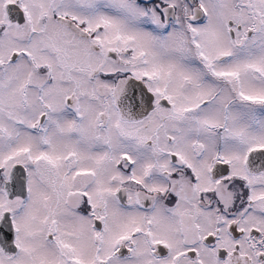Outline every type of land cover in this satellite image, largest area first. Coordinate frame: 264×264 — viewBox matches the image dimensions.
<instances>
[{
	"label": "snow or ice",
	"instance_id": "1",
	"mask_svg": "<svg viewBox=\"0 0 264 264\" xmlns=\"http://www.w3.org/2000/svg\"><path fill=\"white\" fill-rule=\"evenodd\" d=\"M0 264H264V0H0Z\"/></svg>",
	"mask_w": 264,
	"mask_h": 264
}]
</instances>
